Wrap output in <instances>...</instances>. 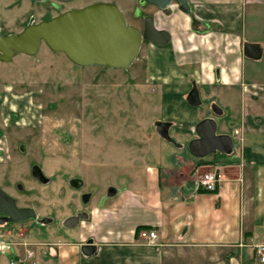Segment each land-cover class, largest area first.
Returning a JSON list of instances; mask_svg holds the SVG:
<instances>
[{
  "label": "crops",
  "instance_id": "0c3cea01",
  "mask_svg": "<svg viewBox=\"0 0 264 264\" xmlns=\"http://www.w3.org/2000/svg\"><path fill=\"white\" fill-rule=\"evenodd\" d=\"M189 1L192 16L177 2L151 6L156 27L171 34L166 46L148 42L151 90L164 109L159 122L170 123V158L125 173L101 200L83 193L91 209L73 240L34 241L29 232H7L0 251L16 246L18 264H262L255 244L264 236V40H249L247 33L250 20L264 15L257 9L248 18L247 8L264 0ZM245 42L260 43L262 57H246ZM193 84L199 106L187 99ZM214 105L222 113L209 112ZM206 117L217 121L218 133L232 136L231 154L192 155L188 144ZM201 171L219 175L215 191L196 188ZM83 185L79 179L73 187ZM142 229L155 230L157 238L142 239ZM89 239L96 251L85 255L81 247Z\"/></svg>",
  "mask_w": 264,
  "mask_h": 264
},
{
  "label": "rangeland",
  "instance_id": "374dc122",
  "mask_svg": "<svg viewBox=\"0 0 264 264\" xmlns=\"http://www.w3.org/2000/svg\"><path fill=\"white\" fill-rule=\"evenodd\" d=\"M95 2L116 4L127 22L139 27L143 16L152 14L141 0H0V33L20 32L31 17L39 22ZM247 9L248 18L257 9L264 15V5ZM250 24L249 40H264V17ZM150 47L144 42L128 69L79 66L45 44L35 56L0 60V185L19 206L37 212V219L0 224V237L29 232L34 241L73 240L78 226L67 228L63 220L91 209L82 203L83 193H93L92 202L101 200L125 173L157 166L161 156L170 158L173 143L156 126L164 109L151 90ZM36 167L49 181L35 175ZM79 179L84 185L75 189ZM44 217L52 220L43 223ZM16 251L14 245L0 251V263L21 261Z\"/></svg>",
  "mask_w": 264,
  "mask_h": 264
},
{
  "label": "water",
  "instance_id": "95a60500",
  "mask_svg": "<svg viewBox=\"0 0 264 264\" xmlns=\"http://www.w3.org/2000/svg\"><path fill=\"white\" fill-rule=\"evenodd\" d=\"M46 1V0H34ZM71 1V0H57ZM159 9H167L177 2L182 11L193 15L189 0H141ZM144 41H150L159 46H166L171 41L167 30L158 29L154 17L147 16L145 27L129 24L119 6L111 2H95L77 9H69L49 19L35 22L31 17L29 23L18 33H0V60L11 62L18 54L35 56L43 44L54 52L63 53L71 62L79 66L99 65L107 68L128 69L137 59ZM244 55L250 59H260L263 47L260 43L245 42ZM188 102L193 106L201 104V98L196 84L188 94ZM217 114L222 110L217 105L212 107ZM157 131L162 137L172 141L169 134L170 123L157 122ZM218 123L213 117H206L195 127L196 137L191 139L188 148L192 155L204 157L220 152L231 154L234 141L229 134L217 132ZM35 175L47 181L40 168L34 169ZM115 190L110 189L109 194ZM0 224L24 222L37 219L34 207H20L16 198L0 186ZM85 211L70 215L63 221L67 228L77 227L87 218ZM52 219L44 217L43 223ZM85 255L96 251L93 239H89L81 247Z\"/></svg>",
  "mask_w": 264,
  "mask_h": 264
},
{
  "label": "built area",
  "instance_id": "2783aa9c",
  "mask_svg": "<svg viewBox=\"0 0 264 264\" xmlns=\"http://www.w3.org/2000/svg\"><path fill=\"white\" fill-rule=\"evenodd\" d=\"M220 183V177L216 171L202 173L196 181L197 189H204L207 191H215ZM140 237L144 240L152 242L157 238L155 230L142 229ZM255 251L259 261L264 264V236L255 244ZM11 264H18L17 261H12Z\"/></svg>",
  "mask_w": 264,
  "mask_h": 264
},
{
  "label": "flooded vegetation",
  "instance_id": "af4514ba",
  "mask_svg": "<svg viewBox=\"0 0 264 264\" xmlns=\"http://www.w3.org/2000/svg\"><path fill=\"white\" fill-rule=\"evenodd\" d=\"M145 4H147V5H150V7L152 6V7H155V6H153V5H151V4H148V3H143V5H145ZM147 16H152V17H154V15H153V13L152 14H147V15H145V16H143V23H142V26H138L141 30H143L144 29V27H145V19H146V17ZM36 22V21H35ZM154 24H155V17H154ZM156 26V25H155ZM144 42H150V41H144ZM143 42V43H144ZM1 186V185H0ZM2 187V186H1ZM3 188V187H2ZM4 189V188H3ZM5 190V189H4ZM17 201V200H16ZM18 204V203H17ZM20 207H25V206H20ZM6 216V214H4V213H1L0 214V217H5Z\"/></svg>",
  "mask_w": 264,
  "mask_h": 264
}]
</instances>
